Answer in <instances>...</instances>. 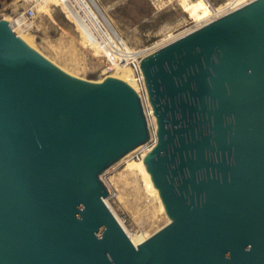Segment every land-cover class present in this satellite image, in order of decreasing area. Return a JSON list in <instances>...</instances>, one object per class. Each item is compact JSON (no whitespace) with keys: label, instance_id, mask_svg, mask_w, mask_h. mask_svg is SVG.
Here are the masks:
<instances>
[{"label":"water","instance_id":"water-1","mask_svg":"<svg viewBox=\"0 0 264 264\" xmlns=\"http://www.w3.org/2000/svg\"><path fill=\"white\" fill-rule=\"evenodd\" d=\"M144 158L170 222L135 244L103 173L146 144L137 92L75 76L0 18V264H264V0L145 54Z\"/></svg>","mask_w":264,"mask_h":264},{"label":"rangeland","instance_id":"rangeland-1","mask_svg":"<svg viewBox=\"0 0 264 264\" xmlns=\"http://www.w3.org/2000/svg\"><path fill=\"white\" fill-rule=\"evenodd\" d=\"M241 1L133 0L126 3V0H114L113 15L122 27V30H117L109 18L110 13L104 12L96 0H83L75 5L67 0H46L43 7H38L32 26L22 35L29 38L27 43L30 46L69 73L102 81L109 75H118V70L103 73L106 64L104 52L116 61V54L125 52L121 44H126L139 59L141 54L154 51L190 27L193 29L194 21L204 14L216 15L223 6H234ZM25 4L26 0H0V18L12 22ZM131 4L134 10L130 8ZM145 110L151 126V138L102 175L110 189V197L106 201L136 243L144 241L170 222L161 198L147 188L145 173H150L144 158L155 146L157 125L148 100ZM137 152H143L140 159L135 158ZM127 170L134 171L128 173ZM150 176L147 177L152 180Z\"/></svg>","mask_w":264,"mask_h":264},{"label":"bare ground","instance_id":"bare-ground-1","mask_svg":"<svg viewBox=\"0 0 264 264\" xmlns=\"http://www.w3.org/2000/svg\"><path fill=\"white\" fill-rule=\"evenodd\" d=\"M46 1V0H45ZM44 1V2H45ZM49 1V0H48ZM73 1H75L76 3L78 2V3H81L83 0H73ZM245 1L246 0H243V1H241L240 3H237V4H234V6H229L228 4H227V6L225 7V6H223L221 9H220V13H216V15H210V14H204L203 15V17H201L200 19H198V20H196V21H194L195 22V25H194V28L196 27V26H198V25H200V24H202V23H205V22H208V21H210V20H212V19H214L215 17H217V16H220V15H223V14H225L227 11H229L230 9H233V8H235V7H238V6H241V5H243L244 3H245ZM42 3V5H41V7H43V5L45 4V3ZM235 2V1H234ZM96 3V2H95ZM3 4V3H2ZM233 4V3H232ZM47 5V4H46ZM40 8V7H39ZM41 11V10H40ZM105 11V10H104ZM105 17V16H104ZM7 20V19H6ZM106 20V19H105ZM8 21V20H7ZM10 21V20H9ZM8 21V22H9ZM10 23V25L12 26V28L15 30V32H17L26 42H28L29 41V38H27V36H25V34L24 35H22V33L23 32H21L20 30H18L17 29V27H18V22H17V19H14L12 22L10 21L9 22ZM191 24V23H190ZM190 29H192V27H190L189 29H187L186 31H185V33L186 32H188ZM184 34V33H183ZM182 33H181V35H183ZM117 38H119V39H121V37H119V36H117ZM122 40V39H121ZM121 44V43H120ZM121 49L123 50V51H125V52H122V53H118V54H116V57L115 58H117V55L118 56H123V57H125L128 61H135L136 59H137V57H138V55L136 54V53H133V51L130 49V47H127V45L126 44H121ZM110 58H112V57H110ZM115 61V60H114ZM140 64H141V60H140ZM62 68V67H61ZM65 70V69H64ZM67 71V70H66ZM109 76H111V75H109ZM112 77H116V76H112ZM116 78H119V79H121V80H124L125 82H127L129 85H131L134 89H135V83H136V81H135V78H134V75H133V70L132 69H129V67H122L121 69H118V75H117V77ZM145 83V86H146V82H144ZM137 89H135V91L137 92V97H138V103H139V106H140V109H141V113H142V116H143V120H144V124H145V130H146V142L151 138L150 136H151V134H150V132H151V126H150V123H149V120H148V117H147V114H146V110H145V108H146V104H147V100H148V102H149V104L151 105V108H152V112H153V115H154V117H155V120H156V125H157V128L155 129V135H156V143H155V146H157L158 144H159V142H160V135H159V130H160V123H159V121H158V117H157V114H156V111H155V107H154V105H153V103H152V99H151V94H150V89L149 88H147V86H146V88H147V93H146V96H147V98H146V96L144 97L145 98V100H144V102H143V97L141 96V93H140V91H139V88H138V85H137V87H136ZM138 90V91H137ZM153 147V146H152ZM151 150V149H150ZM129 171L130 170H127V172L129 173ZM134 170H132V171H130V172H133ZM145 176H146V182H147V188L149 189V191H151L154 195H156L158 198H161V196H160V193H159V190H158V188H157V186H156V184L154 183V181L152 182V180L149 178V177H147V176H150L149 174H148V172L146 171V173H145ZM151 177V176H150ZM152 178V177H151ZM147 190V189H146ZM148 192V191H147ZM148 198V197H147ZM106 200V199H105ZM162 200V199H161ZM107 202V201H106ZM162 206H164V205H162ZM166 210V209H165ZM167 212V211H166ZM168 214V213H167ZM169 216V215H168ZM170 218V217H169ZM171 220V219H170ZM168 224V223H167ZM166 224V225H167ZM164 227V226H163ZM162 227V228H163ZM125 229V228H124ZM126 230V229H125ZM160 230V229H159ZM158 230V231H159ZM127 232V231H126ZM157 232V231H156ZM155 232V233H156ZM129 235V234H128ZM131 238V237H130ZM132 239V238H131ZM146 240V239H145ZM133 241V240H132ZM134 242V241H133ZM143 242V241H142ZM135 244H140V243H136V242H134Z\"/></svg>","mask_w":264,"mask_h":264},{"label":"built area","instance_id":"built-area-1","mask_svg":"<svg viewBox=\"0 0 264 264\" xmlns=\"http://www.w3.org/2000/svg\"><path fill=\"white\" fill-rule=\"evenodd\" d=\"M44 1L45 0H26V4L24 5L23 10L20 11L19 13H17L14 17V19L16 18L17 22H18V27H17L18 30H20L21 32H25L32 26V22L37 15L38 7L41 6ZM115 37H117V36H115ZM104 53L106 56V64L104 66L103 73L108 74L112 71H116L118 69H121L122 67H125V65L128 66L130 69L133 70V75H134L135 81L138 85L141 96L144 98L146 96V93H147V88L145 86V83H144L145 80H144V77L142 75V71L140 68V60L142 59V57L145 54H143V55L141 54L139 56V59H137L135 61L126 62L124 60L126 63L125 64L123 61V58L121 56L120 57L117 56V60L114 61L112 58H110V56L106 52H104ZM144 100H145V98H144ZM142 156H143V152L141 154H139L138 152L135 153L136 159H140Z\"/></svg>","mask_w":264,"mask_h":264},{"label":"crops","instance_id":"crops-1","mask_svg":"<svg viewBox=\"0 0 264 264\" xmlns=\"http://www.w3.org/2000/svg\"><path fill=\"white\" fill-rule=\"evenodd\" d=\"M52 1H54V0H52ZM67 1H71L74 5L75 4H78V2L76 3L73 0H67ZM96 1L102 5V10L103 11L105 10L104 12L110 13L109 18H110L111 22L116 26L117 30L118 29L119 30H122V27L118 25V23L116 21V18L113 15V13L115 11V9L113 8V2H114V0H96ZM129 2H133V0H126V3H129ZM79 4H81V3H79ZM130 6H131L130 7L131 10H134L135 9L133 4H131Z\"/></svg>","mask_w":264,"mask_h":264}]
</instances>
